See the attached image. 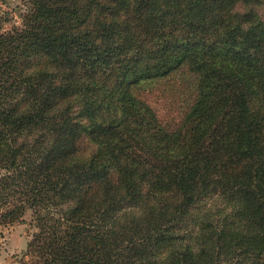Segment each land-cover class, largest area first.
<instances>
[{"label": "trees", "instance_id": "obj_1", "mask_svg": "<svg viewBox=\"0 0 264 264\" xmlns=\"http://www.w3.org/2000/svg\"><path fill=\"white\" fill-rule=\"evenodd\" d=\"M21 20L0 13V226L32 211L33 264H264V0ZM177 70L194 96L166 125L136 87Z\"/></svg>", "mask_w": 264, "mask_h": 264}, {"label": "rangeland", "instance_id": "obj_2", "mask_svg": "<svg viewBox=\"0 0 264 264\" xmlns=\"http://www.w3.org/2000/svg\"><path fill=\"white\" fill-rule=\"evenodd\" d=\"M27 7L28 0H0L3 27H21V14ZM194 88V76L186 70H177L166 78L140 84L136 92L152 106L164 124L171 125L192 101ZM35 231L31 210L26 211L23 220L0 226V264H33L35 257L29 252L28 244Z\"/></svg>", "mask_w": 264, "mask_h": 264}]
</instances>
